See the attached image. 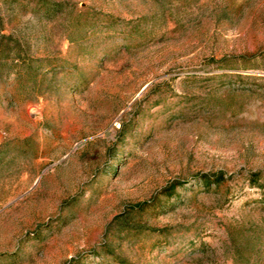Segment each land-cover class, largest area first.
Masks as SVG:
<instances>
[{"label":"rangeland","instance_id":"1","mask_svg":"<svg viewBox=\"0 0 264 264\" xmlns=\"http://www.w3.org/2000/svg\"><path fill=\"white\" fill-rule=\"evenodd\" d=\"M0 264H264V0H0Z\"/></svg>","mask_w":264,"mask_h":264},{"label":"trees","instance_id":"2","mask_svg":"<svg viewBox=\"0 0 264 264\" xmlns=\"http://www.w3.org/2000/svg\"><path fill=\"white\" fill-rule=\"evenodd\" d=\"M257 177H258V175H254L253 176V184H256L257 183ZM202 181L205 183V184H210V183H214V184H216V185H219L221 182H222V178L221 177H216L215 179H213V181H210V179H208L207 177H204L203 179H202Z\"/></svg>","mask_w":264,"mask_h":264}]
</instances>
